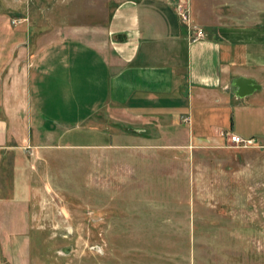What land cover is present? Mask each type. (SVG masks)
Wrapping results in <instances>:
<instances>
[{
	"label": "rangeland",
	"instance_id": "rangeland-1",
	"mask_svg": "<svg viewBox=\"0 0 264 264\" xmlns=\"http://www.w3.org/2000/svg\"><path fill=\"white\" fill-rule=\"evenodd\" d=\"M110 9L0 0L27 23L24 66ZM0 264H264V143L0 150Z\"/></svg>",
	"mask_w": 264,
	"mask_h": 264
},
{
	"label": "crops",
	"instance_id": "crops-1",
	"mask_svg": "<svg viewBox=\"0 0 264 264\" xmlns=\"http://www.w3.org/2000/svg\"><path fill=\"white\" fill-rule=\"evenodd\" d=\"M187 1L203 38L176 0H110L103 25L39 45L28 66L27 23L0 13V150L264 143V0ZM236 77L260 87L237 96Z\"/></svg>",
	"mask_w": 264,
	"mask_h": 264
},
{
	"label": "built area",
	"instance_id": "built-area-1",
	"mask_svg": "<svg viewBox=\"0 0 264 264\" xmlns=\"http://www.w3.org/2000/svg\"><path fill=\"white\" fill-rule=\"evenodd\" d=\"M175 11L176 14L178 15L179 19L187 25L188 30L190 31V37L195 40V39H200L204 37V32L203 30L196 25L190 15V6L188 4L187 0H176L175 3ZM22 19L21 18H13L11 21L12 23H18ZM225 135L228 137V139L236 144H241L244 146H248L253 143V139L251 138H244L238 134H235L233 132H226Z\"/></svg>",
	"mask_w": 264,
	"mask_h": 264
},
{
	"label": "water",
	"instance_id": "water-1",
	"mask_svg": "<svg viewBox=\"0 0 264 264\" xmlns=\"http://www.w3.org/2000/svg\"><path fill=\"white\" fill-rule=\"evenodd\" d=\"M259 87L260 85L257 84L254 79L247 77H236L232 81V86L230 90L234 92L237 96L242 97L247 94H250Z\"/></svg>",
	"mask_w": 264,
	"mask_h": 264
}]
</instances>
